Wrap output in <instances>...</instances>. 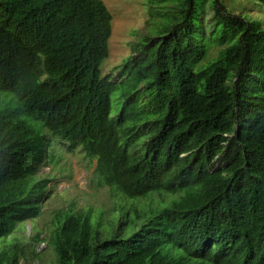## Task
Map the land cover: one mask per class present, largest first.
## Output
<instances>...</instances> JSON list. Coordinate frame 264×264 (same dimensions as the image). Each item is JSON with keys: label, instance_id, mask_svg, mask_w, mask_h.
Segmentation results:
<instances>
[{"label": "trees", "instance_id": "1", "mask_svg": "<svg viewBox=\"0 0 264 264\" xmlns=\"http://www.w3.org/2000/svg\"><path fill=\"white\" fill-rule=\"evenodd\" d=\"M153 3L173 4L170 23L132 44L118 83L101 75V0H0V241L41 214L48 132L96 161L100 186L168 204L108 240L89 213H60L56 264H264V25L220 0ZM25 258L0 248V264Z\"/></svg>", "mask_w": 264, "mask_h": 264}, {"label": "rangeland", "instance_id": "2", "mask_svg": "<svg viewBox=\"0 0 264 264\" xmlns=\"http://www.w3.org/2000/svg\"><path fill=\"white\" fill-rule=\"evenodd\" d=\"M101 1L112 15L109 54L101 64V75H112V80L119 83L122 80L118 77L119 67L133 55L132 44L168 25L173 15L167 9H171L173 4H154L153 0ZM220 1L232 14L246 16L264 25V12L256 1ZM151 8L157 11L156 16L151 17ZM206 19H212V14H208ZM221 48L216 44L209 46L208 58H214ZM124 89L126 87L111 94V118H116L121 110L123 101L120 92ZM45 137L48 141L47 154L36 174L38 181H47V190L40 203L41 214L17 225L13 235L0 241V248L13 243L23 247L26 258L20 259V264H56V253L49 245V237L58 227L60 213H89L93 231L100 234L101 240H108L114 234L125 238L131 228L133 230L140 225L135 212L144 215L145 219L155 214L158 208L168 205H160L159 192H152L144 199H130L121 192L117 191V194L106 186H100L95 173V160L88 159L79 149L74 153L67 152L66 144L58 138L54 139L48 132H45Z\"/></svg>", "mask_w": 264, "mask_h": 264}]
</instances>
